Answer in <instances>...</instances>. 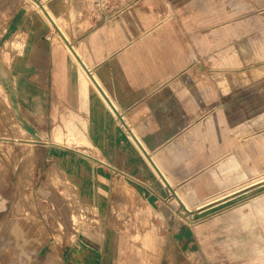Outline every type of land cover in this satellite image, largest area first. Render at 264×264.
<instances>
[{
	"label": "crops",
	"instance_id": "crops-1",
	"mask_svg": "<svg viewBox=\"0 0 264 264\" xmlns=\"http://www.w3.org/2000/svg\"><path fill=\"white\" fill-rule=\"evenodd\" d=\"M109 1L0 0L23 143L83 157L99 264H264V0Z\"/></svg>",
	"mask_w": 264,
	"mask_h": 264
},
{
	"label": "rangeland",
	"instance_id": "rangeland-1",
	"mask_svg": "<svg viewBox=\"0 0 264 264\" xmlns=\"http://www.w3.org/2000/svg\"><path fill=\"white\" fill-rule=\"evenodd\" d=\"M28 138L0 85V264H99L97 201L88 197L83 157L57 145L24 144ZM172 202L173 219L184 221Z\"/></svg>",
	"mask_w": 264,
	"mask_h": 264
},
{
	"label": "built area",
	"instance_id": "built-area-1",
	"mask_svg": "<svg viewBox=\"0 0 264 264\" xmlns=\"http://www.w3.org/2000/svg\"><path fill=\"white\" fill-rule=\"evenodd\" d=\"M109 2V0H94L92 3H95V6L98 7V11H105L109 7ZM48 39L51 40V37L49 36Z\"/></svg>",
	"mask_w": 264,
	"mask_h": 264
},
{
	"label": "bare ground",
	"instance_id": "bare-ground-1",
	"mask_svg": "<svg viewBox=\"0 0 264 264\" xmlns=\"http://www.w3.org/2000/svg\"><path fill=\"white\" fill-rule=\"evenodd\" d=\"M51 18V17H50ZM52 20V19H51Z\"/></svg>",
	"mask_w": 264,
	"mask_h": 264
}]
</instances>
